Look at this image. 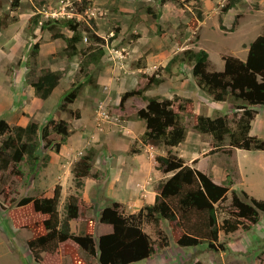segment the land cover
<instances>
[{
    "label": "rangeland",
    "instance_id": "1",
    "mask_svg": "<svg viewBox=\"0 0 264 264\" xmlns=\"http://www.w3.org/2000/svg\"><path fill=\"white\" fill-rule=\"evenodd\" d=\"M74 1L80 0H0V20H4L0 25V118L11 125H27L31 121L45 125L51 118L65 119L71 125V135L60 153L41 149L39 154L44 157L48 153L50 159L40 165L37 173L30 172L24 162L19 165L21 175L12 168L0 170V264H74V252L86 264L98 263L97 256L88 255L72 240L36 261L28 248L32 232L26 225L42 217L31 204L18 206L24 196H52L55 186L61 184V212L68 195L77 194L81 199L80 216L71 221L72 231L84 232L92 220L90 230L96 240L108 233L107 226L99 221L100 211L107 205L120 201L121 210L130 214L155 201L158 183L171 175L159 169L156 161L159 154H166L167 148L143 146L140 142L146 124L137 118V112L147 100L134 95L122 101L126 92L143 88L154 75L163 81L150 86L143 96L190 99L188 103L183 100L187 104L185 125L189 133L173 151L216 182L231 181L233 189H244L251 196L264 199V150L233 148L228 152L222 148L210 152L216 146L212 137L194 129L200 114L231 116L234 102L213 101L196 85L191 65H175L171 74L165 69L174 55L187 48L205 49L211 70L224 69L225 55L245 60L250 43L264 35V0H240L236 8L226 13L222 7L228 0H88L89 8L83 13L74 11ZM148 8L159 12V18L148 13ZM37 16L36 24L33 19ZM53 18L75 19L79 33L84 35L77 54H69L64 39L53 38L56 32L72 36L66 26L53 22L42 29V23ZM91 33L105 39V53L98 64L83 68L81 49L89 45L87 37ZM36 43L39 50L35 54L32 50ZM47 67L60 71L62 79L53 94L43 100L36 96L31 81ZM79 82V96L63 109V97ZM179 102L176 101V109ZM70 109L79 110L81 118L72 115ZM253 123L251 134L264 138V106ZM90 147L97 151L94 168L84 178L85 185L77 189L72 168ZM134 148L142 149L145 164L136 162ZM116 155L124 157V166L119 168L121 172L111 186L107 161ZM118 160L112 161L113 174ZM131 177L133 188L125 186ZM228 197L222 204L231 209V192ZM144 229L155 241V253L130 264H261L264 260V213L250 230L239 229L230 234L222 231L226 250L221 252L205 245L179 246L175 222L162 220L161 234L153 225L145 224ZM164 237L169 246L161 244Z\"/></svg>",
    "mask_w": 264,
    "mask_h": 264
},
{
    "label": "trees",
    "instance_id": "2",
    "mask_svg": "<svg viewBox=\"0 0 264 264\" xmlns=\"http://www.w3.org/2000/svg\"><path fill=\"white\" fill-rule=\"evenodd\" d=\"M240 0H228L222 7V12L236 8ZM90 1H74L73 9L83 13L89 8ZM16 5V4H15ZM154 18L160 13L147 9ZM34 22H39V16ZM0 20V25H2ZM58 22L66 26L73 35L68 37L63 32H56L53 38H61L67 42L66 50L70 55L77 54L78 44L84 35L79 33L74 18H53L43 22L42 29ZM237 19L231 28L234 31ZM221 28L225 29L221 23ZM89 45L81 49L84 56L83 68L90 64H98L104 56L106 41L97 33H91ZM39 44L36 43L32 53H37ZM224 69L211 70L209 53L205 49L187 48L174 55L165 66L171 74L176 65L187 64L192 67V75L196 85L208 94L213 101H232L233 113L209 116L200 114L196 117L194 129L212 137L216 146L210 152L225 148L231 152L233 148L264 150V138L251 134L253 121L264 106V35H259L248 48L245 60L225 55ZM210 67V69H209ZM62 74L49 67L42 68L38 78L31 81L37 97L46 100L60 85ZM163 80L155 75L141 89L126 92L122 101L129 96L140 95L147 100L145 107L137 112V118L145 121V130L140 142L143 146L166 147V154L156 157L158 168L164 173H171L157 185L155 201L140 209L138 212L125 214L121 210L122 203L114 201L100 211L101 224H109L112 231L102 234L96 240L90 230L93 221L87 222L86 230L76 234L72 231L71 221L80 216L81 199L77 194L66 198L64 208L60 209L62 185L57 184L52 196H24L19 199L18 206L31 204L35 213L42 218L29 222L26 227L32 232L27 240L28 248L36 261H42L45 253H55L62 243L72 240L84 252L98 257L95 264H130L151 257L155 253V241L144 229L145 224L153 225L161 234L162 220L175 222L179 234L176 243L181 247H196L205 245L209 250L221 252L226 250V244L221 240V232L230 234L243 229L250 230L257 224L264 213V199L251 196L244 189H233L229 183H218L208 174L195 166L189 165L173 148L183 142L189 133L185 125L187 103L190 99H175L160 96H143L152 85H159ZM82 83L74 84L63 97L62 108L75 102L79 96ZM180 100L177 109L176 101ZM72 115L81 118L79 110L70 109ZM71 135V125L65 119L51 118L45 125L31 121L27 125H11L6 119L0 118V170H8L21 175L19 167L23 162L29 171L37 173L40 165L44 166L50 159L48 153L41 156V149L48 152L60 153L61 148L68 142ZM229 148V149H226ZM142 149L134 148L133 152ZM97 151L88 148L74 164L72 173L77 189L85 185L84 178L91 175L94 168ZM231 206H223L229 199ZM225 209V211H224ZM228 211H227V210ZM224 214V217L222 216ZM226 214V215H225ZM162 239L163 246H169L168 239ZM74 264H86L77 252L72 254ZM201 264V263H198ZM264 264V260L261 262Z\"/></svg>",
    "mask_w": 264,
    "mask_h": 264
},
{
    "label": "crops",
    "instance_id": "3",
    "mask_svg": "<svg viewBox=\"0 0 264 264\" xmlns=\"http://www.w3.org/2000/svg\"><path fill=\"white\" fill-rule=\"evenodd\" d=\"M33 88V87H32ZM34 89V88H33ZM258 115V114H257ZM255 121V120H254ZM254 124V123H253ZM254 127H255V125H253V127H252V132L254 131ZM130 146V145H129ZM128 149H129V147L127 148V152H128ZM116 152V151H115ZM141 152V151H140ZM140 152H136V153H132V155H134V158L136 159V162L138 163V162H141V164H145V154L144 153H140ZM115 153H113V155H114ZM117 157V158H116ZM116 157H114L113 156V158H108L109 160L107 161L108 162V167H110L109 169L108 168H106L107 169V173H109V179H108V181L109 182H112L111 183V186L112 185H114V182L116 181V178L119 176L118 174H119V172H121V169H119L121 166H124L123 165V163H124V157H122V159H121V156L120 155H116ZM195 158H197V157H195ZM115 159H120V161L118 160V163L116 164V166H115V168H114V170H115V174H113V170H111V166L113 167V162L112 161H114ZM122 163V164H121ZM151 165H152V163H150ZM192 164V163H191ZM137 165V164H136ZM135 165V166H136ZM96 167L98 168V165L96 164ZM117 169H119V171H118V173L116 174V171H117ZM109 171V172H108ZM112 171V172H111ZM136 171H137V169H136ZM141 171H142V166L138 169V172L139 173H141ZM132 177L131 178H128L127 180H126V182H125V186L127 187V186H129L130 188H133V186H134V183H131L132 181ZM87 182V181H86ZM120 202V201H119ZM123 204V203H122ZM140 204H142V202H137V205H140ZM123 206V205H122ZM105 226H107L106 228V232H111L112 230H111V228H112V226L111 225H109V224H104ZM111 230V231H110Z\"/></svg>",
    "mask_w": 264,
    "mask_h": 264
},
{
    "label": "built area",
    "instance_id": "4",
    "mask_svg": "<svg viewBox=\"0 0 264 264\" xmlns=\"http://www.w3.org/2000/svg\"><path fill=\"white\" fill-rule=\"evenodd\" d=\"M102 114V111L100 112ZM103 114H104V111H103ZM104 117V116H103ZM105 118V117H104Z\"/></svg>",
    "mask_w": 264,
    "mask_h": 264
}]
</instances>
